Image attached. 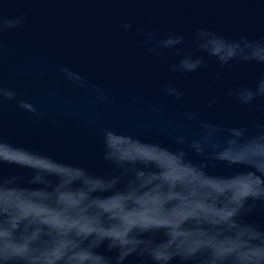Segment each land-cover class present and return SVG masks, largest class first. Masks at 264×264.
<instances>
[{"label":"water","instance_id":"obj_1","mask_svg":"<svg viewBox=\"0 0 264 264\" xmlns=\"http://www.w3.org/2000/svg\"><path fill=\"white\" fill-rule=\"evenodd\" d=\"M0 264H264V0H0Z\"/></svg>","mask_w":264,"mask_h":264}]
</instances>
